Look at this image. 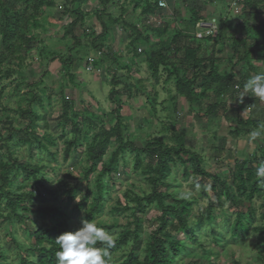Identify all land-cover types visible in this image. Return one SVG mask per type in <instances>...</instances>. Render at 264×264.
Segmentation results:
<instances>
[{
    "label": "rangeland",
    "instance_id": "rangeland-1",
    "mask_svg": "<svg viewBox=\"0 0 264 264\" xmlns=\"http://www.w3.org/2000/svg\"><path fill=\"white\" fill-rule=\"evenodd\" d=\"M63 1L55 0L58 6ZM100 1L91 0L81 6L86 17L82 27L75 32L77 42L63 38V27L71 18H62V8L57 7L42 12L38 20L42 29L30 30L29 35L37 36L38 41L20 51L22 63L13 64V58H8L0 47V54L4 58L1 67L3 79L0 82V162L7 161L9 153H12V158L19 164L30 162L42 167L38 183L18 180L25 185L21 192H32L34 195L33 204L23 214L22 223L7 220L5 201L0 200V251L4 254V264H19L24 257L19 247L25 248L32 244L29 235L38 228L52 225L48 217H39L37 210L60 209L62 215L59 221L69 232H74L81 226L84 212L93 200L94 182L100 164L88 180L83 178L82 171L85 165L84 149L91 140L92 131H89L88 137L79 138L81 146L77 151L67 156L64 154L65 143L73 141V134L69 125L63 128L59 123L62 100H69L73 104L78 116L73 120L74 123L80 120L82 109H85L101 118V127L106 130L112 129L118 120L124 143L132 144L137 149H141L152 138H158L169 146H182L201 157V167L206 173L217 175L232 188L236 164H242L245 169L251 166L256 170L259 163L264 161V104L259 98L251 100L256 101L257 105H251L250 108L257 112L256 115L259 113L256 116V130L261 132L260 138L252 141L250 133L245 135L241 131L237 137H232L229 131L236 128L233 114L239 113L241 119L250 117L248 100L244 97L243 103L238 101L241 95H236L238 85L233 87V94L216 101L210 93L205 94V98L199 96L201 88L199 80H196L193 90L197 100L189 104L177 94L175 77L168 79L167 73L158 67L155 81L142 56L163 46L167 48L173 30L193 36L201 45H204L207 37L211 39V44L220 30L223 38L215 46V58L219 61L214 66L215 70L221 75L231 71L237 76L240 72L247 80L251 75L264 72V63L257 62L249 55L238 62L237 51L234 53V50L238 49L242 53L240 46L236 47V41L242 39H245L247 50L252 49L254 40L264 46V2L256 5L253 3L255 0H244V8L236 14V0H162L165 7L157 10L150 23L155 28L167 23L168 31L163 35L153 34L149 45H145L132 42L134 35L129 25L140 27L143 18L139 10H131L130 0H112L106 6L108 16L102 19L103 23H108L107 18L117 20V23L110 25L104 39H95L101 33V26L94 17ZM193 14L200 16L202 21L199 22L211 24L210 34L206 36L204 28L197 30L194 26V30H191L186 26ZM43 17L47 21L44 22ZM209 23L200 24L208 27ZM84 30L86 35H82ZM141 33L145 35L146 32ZM165 41L167 45H164ZM170 49L165 50V55H170L171 61H175L177 58L173 57ZM195 74L189 72L187 78L191 80ZM69 76L73 77L72 81ZM111 83L115 86H110ZM112 89L116 91L113 102L108 99ZM247 95L250 96V93ZM147 98H150V102ZM220 102L225 111H229L230 123L222 117L223 109L216 108L215 113L208 114V109L214 104L217 107ZM87 130V125L82 126L81 132ZM253 130L249 128V132ZM31 135L40 138V143L47 146L48 153L37 150ZM43 137L51 139L54 145L50 146ZM116 147L115 143L108 145L103 161L109 159ZM147 162L144 160L142 165ZM164 182L167 186H159L157 191L188 203L191 220L211 208L214 225H218L198 232V241L194 246L187 247L190 250L177 264H231V260L240 264H257L256 256L264 252V234L253 233L250 229L264 226V187L259 188L258 194L250 201L253 218L247 225V238L243 244H233L229 242L227 233L236 211L219 190L217 201L210 190L211 179L201 180L193 175L183 178L182 167L176 161ZM102 185V211L93 221L115 238L120 232L119 227L132 230L136 219L141 232L135 252L141 259L147 234L157 225L156 218L160 210L154 204L143 203V212L133 214L134 204L130 199L149 194L151 188L144 181L141 169L133 168L132 153L127 150L119 157L116 172L105 176ZM69 191L73 192L72 199L67 195ZM83 201L84 208L75 213V207ZM164 202L168 204L170 201L165 199ZM242 202V214L247 215L248 203L243 199ZM176 239L189 243L181 235ZM131 247L132 243L129 242L114 252L110 262L119 264Z\"/></svg>",
    "mask_w": 264,
    "mask_h": 264
},
{
    "label": "trees",
    "instance_id": "trees-1",
    "mask_svg": "<svg viewBox=\"0 0 264 264\" xmlns=\"http://www.w3.org/2000/svg\"><path fill=\"white\" fill-rule=\"evenodd\" d=\"M91 0H64L61 6H58L55 0H0V47L2 52L7 54L8 58H13V64L19 65L23 62L20 51L26 50L38 41V37L29 35L30 30L42 29V24L39 23V18L42 12L47 9H53L61 7V17H69L71 20L66 22L63 27V38L72 39L77 42L75 32L78 31L82 25L86 13L81 11V6H85L86 3ZM112 0H102L99 2L98 10L95 11L94 17L101 26V33L96 36L95 39H104L106 32L110 25H115L117 20H111L107 18L108 23H103V18L107 17L106 6L111 3ZM132 5V11L139 10L142 19V25L136 27L129 25L130 30L133 32V43L141 42L142 44L149 45L150 36L163 35L168 31V24L162 23L159 27H154L150 20L156 16L157 1L155 0H130ZM264 0H255L253 3L258 5L263 3ZM244 8V0L242 1V9ZM47 18L43 17L44 22ZM60 21V20H59ZM202 21L200 16L193 14L188 18V28L194 30V26L197 22ZM61 22V21H60ZM201 24H206L201 22ZM88 31V29L86 30ZM85 30L82 35H86ZM142 31H145V35H142ZM91 34H88V36ZM223 38L222 32H218L216 37L211 39L205 38L204 45L199 44L194 37L184 35L180 31L173 30L171 39L168 42L165 41V46L160 47L155 51H151L148 54H142L144 60L147 63L148 69L151 75L155 78L158 76V67L167 73V78L175 77V87L177 94L187 100L189 104L197 100V96H194V82L199 80V86L201 93L199 96L205 98V94H212L217 100H221L224 96L233 94V87L238 85L239 89H242V79L230 71L227 75L218 74L214 66L218 61L215 58V46ZM242 39L238 42L237 46L242 49V53L237 51L236 61L240 62L247 57L255 59L257 62L264 63V46L259 45L254 40L252 49H246ZM74 44V43H73ZM209 44V46H208ZM171 48L173 57L177 58L175 61H171L172 58L165 55V50ZM70 51V50H69ZM249 55V56H248ZM240 57V58H239ZM52 60L54 56L51 57ZM3 55L0 54V82L3 79L1 73V67ZM96 63V62H95ZM189 72L196 73L195 76L189 80L187 74ZM199 78V79H198ZM73 77L69 76V80L72 81ZM110 86L114 87L113 83ZM115 90H110L108 99L113 102ZM230 94V95H231ZM149 101L150 98H147ZM150 102V101H149ZM212 105L208 109V114L211 115L216 112V108L221 110L223 118L226 122H229L228 113L224 112L225 109L220 104L215 107ZM116 108L115 110H118ZM116 113V111H114ZM77 113L74 110L73 104L69 100H62L61 113L59 117V123L61 127L66 128L70 126V131L73 134V141L66 142V150L64 154L67 156L70 152H75L78 147L81 146L78 140L81 136H89V131H92L90 135V142L87 143L84 149V167L83 178L88 180V177L96 171L99 165V170L96 173V179L94 182L95 191L92 202L88 205V209L84 212L83 219L94 220V217L101 213L103 206V190L102 180L105 176L109 177L116 172L119 157L128 150L133 154V168L141 169V175L144 177V181L150 186L151 192L142 197H133L130 201L134 204L133 214H139L143 212V203L146 205L154 204V206L160 210V215L156 218L157 225L153 230L147 234V242L143 245V255L138 258V254L135 252V244L140 239L141 227L136 219H134V228H120V232L117 233L114 238L115 244L110 249V256L118 251L120 248L127 246L129 242L132 243L124 260L119 264H177L180 258L188 252V246H194L198 241V232H202L206 228H213L214 218L211 208H207L204 212L199 213L191 220V209L188 203H184V200H174L170 195L162 194L157 191V188L167 186L165 178H167L170 167L174 166L176 161L180 163L182 167V177L187 178L189 175L199 177V179H211V192L215 195V198L219 202V191L224 194L226 200H228L232 207L235 209V215L232 223L228 227V240L235 244L239 242L243 244L249 233L248 222L252 221V210L250 209L251 199L258 194L259 188L264 187L262 182L256 176V170L253 167L247 169L242 164L235 165V171L232 174L233 188L227 185L217 175L210 176L201 167V157L182 146H169L163 143L158 138H152L144 143L141 149L135 148L132 144L124 143L122 135L120 133V124L118 120L116 125L109 130L101 127L102 120L94 114L89 113L87 110L82 109V115L79 121L74 123ZM236 122V118H233ZM87 125L88 130L81 132L82 126ZM236 128L229 131L232 137H237V134L243 132L248 135L249 128L257 129L258 122L256 120H246L234 125ZM240 128L239 130L237 128ZM239 132V133H238ZM32 140L37 145V150L45 151L48 153L47 146L40 143V138L31 135ZM44 138V137H43ZM46 142L51 146L54 145L52 140L44 138ZM110 143H115L117 147L111 153L107 161H103L106 150ZM2 145L0 143V149ZM10 150V148H7ZM10 160V161H9ZM148 161L143 164V161ZM154 162V163H153ZM42 167L39 165L26 162L19 164L14 158L12 153H9L8 160L0 162V200L5 201L4 208L8 211L6 214L9 222L14 220L17 223L23 222V214L30 210V207L34 201V195L32 192H21L20 190L25 187L22 182L38 183V177L41 176ZM21 179V180H20ZM20 180V181H18ZM18 182L15 185V182ZM218 186V189L216 188ZM204 190V188H202ZM219 190V191H218ZM204 192V191H203ZM69 191L68 197L72 199ZM237 194V196L235 195ZM169 199V203L165 204L164 200ZM243 200L248 203V214H242L241 207ZM85 202L79 203L75 207V213L81 212L84 208ZM264 209V201L262 203ZM39 217H48L52 225L49 227H41L32 232L29 237L32 240V244L28 247L21 248L24 253V257L20 260L19 264H56L55 253L59 250V246L55 244V240L58 236L65 232H69L60 221L62 213L58 208H43L36 211ZM207 224V225H206ZM220 228V227H219ZM221 229V228H220ZM222 231V229H221ZM251 232L257 234H264L263 227H254L250 229ZM186 238L187 242L176 239L178 236ZM222 238V237H221ZM191 242V243H190ZM198 247L199 244L197 243ZM196 245V246H197ZM99 246V245H98ZM263 250V249H262ZM4 254L0 251V264L3 262ZM257 264H264V252H260L256 256ZM231 264H240L233 260ZM6 264V263H5ZM110 264H113L110 262Z\"/></svg>",
    "mask_w": 264,
    "mask_h": 264
},
{
    "label": "clouds",
    "instance_id": "clouds-1",
    "mask_svg": "<svg viewBox=\"0 0 264 264\" xmlns=\"http://www.w3.org/2000/svg\"><path fill=\"white\" fill-rule=\"evenodd\" d=\"M249 93L251 97L264 102V72L251 75L246 80L238 101L243 103L244 97ZM249 135L252 141H256L261 132L253 130ZM256 176L264 182V161L257 166ZM55 244L59 246L55 253L56 264H110V249L115 240L111 233L98 226L95 221L82 219L77 230L61 234L56 238Z\"/></svg>",
    "mask_w": 264,
    "mask_h": 264
},
{
    "label": "crops",
    "instance_id": "crops-1",
    "mask_svg": "<svg viewBox=\"0 0 264 264\" xmlns=\"http://www.w3.org/2000/svg\"><path fill=\"white\" fill-rule=\"evenodd\" d=\"M204 25V24H203ZM241 77V79H242V89H239V91L236 93V95H240V94H242L243 93V89H244V84H245V82H246V77L245 76H242V74L239 72V73H237V78H240ZM239 93V94H238ZM245 99H247L248 100V109H250V112L248 113V116H249V114H250V117L248 118L247 117V119H241L240 117H239V113H235V114H233V118H236V122L233 120V122H234V125H237V123H238V121L239 122H242L241 120H243V122L244 121H246V120H256L257 122H258V120L256 119L257 117L256 116H258L259 115V113H258V115H256V113L257 112H253V111H251V108H250V106L251 105H257L256 104V101H251V100H257L255 97L253 98V97H251V94H250V96L248 95V96H245ZM259 100V99H258ZM263 104H264V102H263ZM229 111H226V112H224V115H225V113H228ZM228 116H229V118L231 117L230 115H229V113H228ZM222 117H223V114H222ZM241 119V120H240ZM228 123H230V122H228Z\"/></svg>",
    "mask_w": 264,
    "mask_h": 264
},
{
    "label": "built area",
    "instance_id": "built-area-1",
    "mask_svg": "<svg viewBox=\"0 0 264 264\" xmlns=\"http://www.w3.org/2000/svg\"><path fill=\"white\" fill-rule=\"evenodd\" d=\"M236 3L238 5V6L236 5L238 9L235 10L234 12L237 14L238 13V10L242 8V0H236ZM156 5H157V8L158 9H162V8L165 7V3L162 0H158L157 3H156ZM200 23L201 22H197L195 24V28L197 30H200L201 28H204L203 31H204V33H205L206 36L212 32L211 24L209 22H206V24L209 23V26L208 27H205V26L201 25ZM205 28H207V29H205Z\"/></svg>",
    "mask_w": 264,
    "mask_h": 264
}]
</instances>
